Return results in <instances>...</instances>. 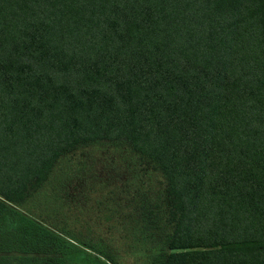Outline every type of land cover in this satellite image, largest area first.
<instances>
[{
	"label": "trees",
	"instance_id": "trees-1",
	"mask_svg": "<svg viewBox=\"0 0 264 264\" xmlns=\"http://www.w3.org/2000/svg\"><path fill=\"white\" fill-rule=\"evenodd\" d=\"M96 143L164 178L135 204L147 264H264V0H0V222L38 227L0 231V264H124L82 211L17 208Z\"/></svg>",
	"mask_w": 264,
	"mask_h": 264
},
{
	"label": "rangeland",
	"instance_id": "rangeland-1",
	"mask_svg": "<svg viewBox=\"0 0 264 264\" xmlns=\"http://www.w3.org/2000/svg\"><path fill=\"white\" fill-rule=\"evenodd\" d=\"M145 165V170H141L137 155L123 144L96 143L78 147L60 157L46 181L17 208L23 213L30 209L35 215L32 218L46 224L52 233L58 232L64 216L69 222V217L82 211L81 222H89V229L94 231L90 234L109 236L107 228L114 229L112 243L124 264H147L145 246L148 243L140 234L143 226L138 218L137 200L142 190L155 191L163 188L165 182L157 169L149 163ZM9 217L10 223L6 218L0 222V231L8 229L12 235L15 231L32 229L36 235V223L14 224L12 216ZM70 223L76 232L81 230L79 235L89 233L88 226ZM127 231L129 235L124 239L121 235ZM125 240L132 243L131 250H125L128 247ZM33 249L61 255L54 243H47L43 238Z\"/></svg>",
	"mask_w": 264,
	"mask_h": 264
}]
</instances>
